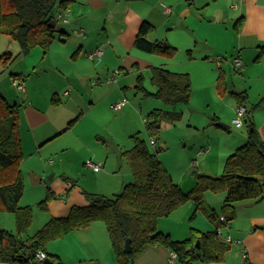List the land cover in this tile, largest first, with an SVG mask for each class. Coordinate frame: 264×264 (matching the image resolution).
Listing matches in <instances>:
<instances>
[{
    "label": "rangeland",
    "instance_id": "obj_1",
    "mask_svg": "<svg viewBox=\"0 0 264 264\" xmlns=\"http://www.w3.org/2000/svg\"><path fill=\"white\" fill-rule=\"evenodd\" d=\"M180 1L179 5L172 0L162 2L172 8L173 14L157 15L150 35L154 41L159 39L174 48L172 55L132 47L123 50L119 57L109 54L94 62L89 59V44L84 43L76 54L79 42L86 39L78 34L80 30L75 34L72 25L63 20H58L55 38L46 52L34 47L27 55L19 54V44L8 35H1L0 55L11 52L14 59L0 75V90L10 102L20 107L32 103L46 116L40 125L28 123L22 127L25 147L21 174L25 188L19 205L32 209L31 222L21 235L22 243L27 240L30 245L32 237L50 219L68 215L69 207L83 195L82 190L113 197L122 191L125 183L133 182L132 169L123 152L134 146V135L145 139L150 149L158 153L174 182L187 193L195 188L198 174L220 176L223 173L228 157L247 141L245 122L254 121L259 131L264 122V43L255 41L254 36L240 34L237 22H230L226 11L219 8L224 0L209 5V0H194L192 5L191 0ZM185 7H190L192 13L183 19L179 15ZM60 9L57 6L55 13H60ZM97 14L84 17L95 21ZM108 19L101 16L98 19L101 26L92 33L83 26L90 45L98 35H111L116 19L115 30L124 27L122 16ZM79 25L85 24H77V27ZM77 27L75 29H80ZM246 38L252 47L242 49L239 40L244 43ZM111 39L113 44H119L118 38ZM154 58L160 60L153 63L164 61L167 69L190 75L192 96L188 104L167 105L136 88L138 77L142 76L143 86L149 92L156 91L151 70L130 63L134 59L152 61ZM235 58L241 59V68L235 67ZM218 59H222L221 66L217 64ZM115 71L120 72L118 82L108 83L107 79ZM15 76L24 77L26 91L13 85ZM93 81L102 83L93 85ZM125 98L128 101L121 112L111 108ZM237 98L251 112L246 114L242 128L233 124ZM256 104L259 106L253 111ZM154 109L184 113L179 122L162 117L160 128L154 133L157 147L150 144L153 133L148 130L146 120ZM23 120L22 117V124ZM36 136H45L47 140L36 144ZM261 137L264 140V134ZM200 150L204 153L198 155ZM207 155L208 160L204 161ZM216 158L220 165L218 172ZM88 160L102 163V170L94 172L86 165ZM50 194L54 198L47 200ZM204 196L219 216L234 218L231 225L223 228L224 234L230 227L233 229L234 222L237 224L233 233L238 234L252 216L253 210L248 208L253 206L255 211L256 204L264 202L245 200L235 204L234 211H224L225 192L207 191ZM45 201L46 209L42 207ZM159 223V230L178 241L190 238L194 231H214L205 230L209 225L214 229V224L205 213L196 211L192 200L161 218ZM0 227L18 235L16 214L0 208ZM229 246L230 249L237 247ZM150 247L153 245L140 252L133 264H147V259H141V255ZM45 249L46 253L57 256L56 262L63 264H119L102 221L51 240ZM3 263L20 264L0 258V264Z\"/></svg>",
    "mask_w": 264,
    "mask_h": 264
},
{
    "label": "trees",
    "instance_id": "obj_2",
    "mask_svg": "<svg viewBox=\"0 0 264 264\" xmlns=\"http://www.w3.org/2000/svg\"><path fill=\"white\" fill-rule=\"evenodd\" d=\"M70 3L71 0H0V37L5 34L15 40L20 46L19 54L27 55L34 47L47 50L58 29L55 10L57 6L66 9ZM52 21H56V27L51 25ZM240 21H237V27ZM153 28L148 21L142 23L135 47L148 53L172 55L175 49L171 46L164 48L162 42L147 39ZM13 59L11 52L0 55V75ZM151 71L155 92H149L143 86L142 76L138 77L136 88L145 96L151 95L172 106L190 102L192 81L188 73H177L159 66H153ZM257 107L258 104L253 111ZM19 108L18 103L10 102L0 90V208L16 214L18 232L15 235L0 227V258L4 262L36 264L37 253L45 252L49 241L87 228L95 221L105 223L119 264H133L136 256L149 245H161L176 251L178 264L217 262L223 260L230 250V246L218 237L217 230L234 218L224 216L226 221H222L206 201L205 192H225L224 211H234L235 204L241 201L264 199V140L254 121L245 122L247 141L228 157L223 173L220 176L198 174L195 188L187 193L174 182L158 153L153 152L146 140L137 134L134 135V146L123 152L134 181L113 197L83 191L85 204L73 205L68 215L50 219L27 245V240L22 243L21 235L31 222L32 209L19 205L25 188L21 174L24 155ZM250 113L248 110L247 115ZM164 116L176 122L182 119L183 112L152 110L146 119L148 130L156 133ZM53 198L50 194L47 200ZM189 200L194 202L196 211L206 214L215 230L194 231L186 240H174L170 234L159 230V219L169 216ZM42 207L47 208L46 201ZM127 239L132 242L131 251H125ZM46 255L53 264H63L56 262L57 256Z\"/></svg>",
    "mask_w": 264,
    "mask_h": 264
},
{
    "label": "crops",
    "instance_id": "obj_3",
    "mask_svg": "<svg viewBox=\"0 0 264 264\" xmlns=\"http://www.w3.org/2000/svg\"><path fill=\"white\" fill-rule=\"evenodd\" d=\"M172 1L177 2V5L181 3L180 0L178 1L172 0ZM193 1L194 0H191V3H190L191 5L193 4ZM220 1L221 0H209L208 5L211 3L218 4ZM162 2H166V0H71V3L68 5V7L65 10L67 17L69 18L68 24L72 25L75 34H77L76 30H80V31L82 30L83 34H80V33L78 34L80 36L83 35L86 39V40H81L79 42L80 48H78V51L76 54L80 52V49L81 47L84 46V43L85 45L89 44L88 46L90 48V52H93L97 48H104L105 52H104L103 57H106L109 54H115L116 56L119 57L122 51L125 50L126 48H129V49L132 47L136 48L134 45L135 39L144 21L150 22L155 27L154 24H156L157 22L155 21L157 15L173 14V10L170 13L166 12V9L168 7L163 5ZM219 8L223 11H226V15L229 17L230 22L233 21L234 23H236L239 19H241L240 23L238 24V29H239L240 34H242L243 37L244 36L246 37L254 36L256 37L255 41L264 43V0H227V1L224 0L223 3L219 5ZM61 10H64V8L61 7L60 11ZM94 12L98 13L96 15L97 18L95 19V21L93 19L84 17ZM190 13H192V9L190 7H185V9H183L180 12L179 16H182V18L185 19L186 16L190 15ZM115 15L117 16L120 15L123 17L124 27L119 28L116 31L115 30L116 23H117V19H116L111 29V35L108 33H106L103 36L98 35L96 37V41L94 42V44L90 45L91 43L90 39L88 38V34L84 32L85 29H83V26H86L87 30L90 33H92L96 30V27L101 26L102 23H98V19L101 16L104 17V20L108 18H109L108 20H110L114 18ZM82 18H85V19H82ZM77 24H85V25H79L77 27ZM73 25H76V26H73ZM76 27L77 28L80 27V29H75ZM150 35L151 33H149V35L147 36V39L149 41L162 42V41H159V39H156L154 41V39H152ZM112 37L119 39L118 45H115L112 43L111 41ZM239 41H240L242 49L252 47V45H250V42H248V38L244 40V43H243V40H239ZM43 50L44 52H46L45 49ZM158 60H160V58H154L152 59V61L134 59L130 63H131V66H134V67L142 66L144 68L147 67L150 70L152 69L153 66L168 68L167 66H165L166 64L164 63V61H160V63H153V62H159ZM248 68L249 67H247V69ZM107 82L110 83L108 79H107ZM64 94L65 95L68 94L67 91ZM236 104L243 105L241 100L239 101L238 98H237ZM19 109H20V118H21V121H20L21 136H22L23 146L25 147L24 135H23V130H22V127L24 126V124L29 123L32 126L35 124L40 125L41 121L46 120V116L43 114L41 110L37 109L35 105H33L32 103L26 104L25 106L20 107ZM22 117L24 118L23 124H22ZM179 121L180 120L176 122H179ZM259 132L261 133V135L264 134V122L259 127ZM44 138L46 137L36 136L35 137L36 144H38L39 142H42V140H47ZM160 148L162 149V147ZM203 153L204 151L200 150L198 152V155L203 154ZM206 160H208V155L206 156L204 161ZM215 166H216L215 169H217L216 172H218L220 169L218 158L215 159ZM126 184L128 183H125L123 185V188ZM83 191L84 190L81 191L82 194H83ZM261 201H264V200H261ZM85 203H86L85 196L80 195L76 203H74L73 205H83ZM256 206L258 209L255 211H254L253 206H250L248 208L249 210H253V212H252V216L250 217L248 221V224L243 230L241 231L238 230V234L233 233L234 226L237 224L236 222H234V224L232 225V228H233L232 230H230L231 227L229 230H227L226 234H231V235L235 234L234 236H236V239H239L242 242L241 245L230 249L225 254L223 260L208 263V264H242L243 263V260H242L243 251L247 252L249 264H264V230L261 228V227H264V202H261V204H256ZM71 207H69L68 212L70 211ZM229 225H231V222L227 223L225 227L227 228ZM158 227L160 229V223L158 224ZM211 229L215 230V226L213 229V226L209 225L208 229H205V230H211ZM170 251H171L170 249L164 246L162 247L161 245H153V247L148 248L141 255V259L146 258L147 264H169ZM195 264H199V263H195Z\"/></svg>",
    "mask_w": 264,
    "mask_h": 264
},
{
    "label": "built area",
    "instance_id": "obj_4",
    "mask_svg": "<svg viewBox=\"0 0 264 264\" xmlns=\"http://www.w3.org/2000/svg\"><path fill=\"white\" fill-rule=\"evenodd\" d=\"M66 9L62 10L60 13L55 14V19L56 21L58 20H63L64 22L68 23L69 22V18L67 17L66 13L64 14ZM172 11L171 7H168L166 9L167 13H170ZM80 34H83V31H79ZM104 49L103 48H97L96 50H94L93 52L89 53V59L94 61V62H99L103 55H104ZM217 64L219 66L222 65V59H218L217 60ZM234 65L236 68H241L242 67V61L240 58H235L234 59ZM120 74L119 71H115L113 76H111L110 78H108V81L110 83H116L118 81V75ZM22 77V76H21ZM16 77L13 79V85L17 87L18 90L20 91H24V85H23V81H24V77ZM23 80V81H22ZM102 82H98V81H93L92 84L93 85H98L101 84ZM127 99L125 98L124 100L114 103L112 104L111 108L116 111V112H121L124 108V106L127 104ZM235 110V118L233 119V124L237 127V128H242L244 126V118L247 114V108L242 105V104H237L234 107ZM155 135L153 134L151 136L150 139V144L153 147H156V139L154 137ZM86 165L88 167H90L93 171L95 172H100L103 168V164L102 163H94L91 160H88L86 162ZM66 196L64 195V198ZM222 221H226L224 216H221L220 218ZM217 235L218 237L227 245H236L239 246L241 245V241L239 239L234 238L231 234H224L223 228H219L217 230ZM47 259V255L45 252L40 251L39 253H37V260L40 262H43L44 260ZM178 260V255L176 251L171 250L170 251V256H169V264H176ZM242 260L243 263L242 264H249L248 262V257H247V252L243 251L242 252Z\"/></svg>",
    "mask_w": 264,
    "mask_h": 264
},
{
    "label": "water",
    "instance_id": "obj_5",
    "mask_svg": "<svg viewBox=\"0 0 264 264\" xmlns=\"http://www.w3.org/2000/svg\"><path fill=\"white\" fill-rule=\"evenodd\" d=\"M51 25H52L53 27H56V26H57L56 21H52V22H51ZM162 46L165 48V47H167V44H163ZM219 125L228 128L227 125H224V124H222V123H219ZM131 250H132V242H131L130 239H127L126 244H125V251H131ZM36 264H53V262H52L49 258H47V259L44 260L43 262H40V261L37 260V261H36Z\"/></svg>",
    "mask_w": 264,
    "mask_h": 264
}]
</instances>
